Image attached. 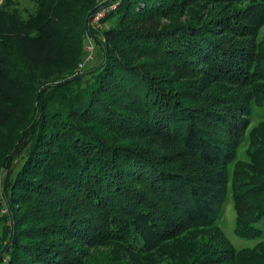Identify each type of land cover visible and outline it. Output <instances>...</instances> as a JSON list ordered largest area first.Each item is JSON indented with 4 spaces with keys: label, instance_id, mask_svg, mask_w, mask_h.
Here are the masks:
<instances>
[{
    "label": "trees",
    "instance_id": "1",
    "mask_svg": "<svg viewBox=\"0 0 264 264\" xmlns=\"http://www.w3.org/2000/svg\"><path fill=\"white\" fill-rule=\"evenodd\" d=\"M34 1L29 26L0 9V125L67 37L96 40L102 60L38 87L0 149V264H149L198 229L225 247L189 242L183 264H264V239L236 248L220 227L230 193L234 233L263 232L264 139L249 140L247 172L234 164L264 108V0H202L206 14L186 20L168 17L194 0ZM103 9L101 39L91 21Z\"/></svg>",
    "mask_w": 264,
    "mask_h": 264
},
{
    "label": "rangeland",
    "instance_id": "2",
    "mask_svg": "<svg viewBox=\"0 0 264 264\" xmlns=\"http://www.w3.org/2000/svg\"><path fill=\"white\" fill-rule=\"evenodd\" d=\"M105 0H96L97 3L103 2ZM207 4L202 0H194L189 4H183L180 8H178L174 14L169 15L168 19L172 17L186 20L189 16L193 14H206L204 10H206ZM0 9L12 17V20L15 22H22L26 25L32 24L34 22V13L37 9V3L34 0H0ZM91 23L95 25L98 29H94L93 34H98V36L102 37V26H104V22L99 19V22L92 20ZM99 23V25H98ZM109 25V22L105 24L104 28ZM91 29V28H90ZM93 31V29H91ZM90 33V32H89ZM264 37V22L257 29V39ZM79 42H77V40ZM87 37L84 35H79L78 38H70L67 37L65 41V54L63 58L55 61L48 62L44 66H42L39 70H37L36 74H31V78H26L21 83V87L23 89L24 95L22 99L18 102V114L13 115L10 120L0 125V149H3L4 143L9 135L12 134V131L18 126H20L21 122L25 119L28 112L32 108V100L36 93L39 91L38 87L42 84L50 81L55 76H68L70 73H80L81 71L97 65L102 60V53L98 44H96V40H92V44H88ZM95 42V43H94ZM81 52L83 54L82 60L78 65H76L73 69V72L70 71V63L73 62L72 55ZM69 55V56H68ZM75 57V56H74ZM22 75V74H20ZM53 77V78H52ZM30 79V80H29ZM248 87H239L236 90L232 91L235 95L243 96L247 93ZM231 92V90H230ZM231 96V95H230ZM254 116L250 118L249 122L244 128V134L246 136L245 140L239 145L237 148L235 159H238L235 162V168H238L237 171L241 173L247 172L249 165V155L248 148L251 147L249 145V140L264 139V122H261L260 119L264 117V108L263 107H253ZM254 130V134H253ZM249 131L252 132L251 138H249ZM233 166V167H234ZM256 174L259 173L262 177H264V171L255 170ZM5 171H0V190L3 186V177ZM228 180H231V177H228ZM221 217H220V227L223 230L224 234L230 239L232 244L236 248L253 246L259 240L264 239V218H262L256 225L263 229V232L258 237H240L234 233V224L236 219V210L232 203V198L230 193H227L225 196V200L220 209ZM188 241V242H187ZM210 245H219V248L225 247V244L222 242L221 238L214 233L213 230L210 229H198L195 231H188V233L183 234V238L177 239H169L162 243V246L154 253H152L146 259L149 264H183L185 262L184 254L188 249V244L191 242V248L194 249L198 247V242ZM218 248V249H219ZM141 261V260H140ZM145 262V261H141ZM221 262V261H220ZM242 262L232 261L231 259H224L221 263L218 264H243Z\"/></svg>",
    "mask_w": 264,
    "mask_h": 264
},
{
    "label": "built area",
    "instance_id": "3",
    "mask_svg": "<svg viewBox=\"0 0 264 264\" xmlns=\"http://www.w3.org/2000/svg\"><path fill=\"white\" fill-rule=\"evenodd\" d=\"M114 7H115V4H111L110 7H109V9H112V8H114ZM106 10H108V9H103L102 11L97 12V13L93 16L92 20H95L96 22H99V19L103 16V14L106 12ZM92 24H93V23H92ZM98 25H99V23H98Z\"/></svg>",
    "mask_w": 264,
    "mask_h": 264
}]
</instances>
